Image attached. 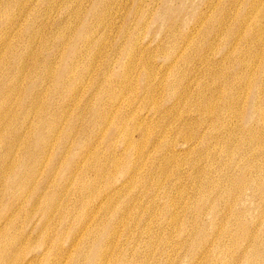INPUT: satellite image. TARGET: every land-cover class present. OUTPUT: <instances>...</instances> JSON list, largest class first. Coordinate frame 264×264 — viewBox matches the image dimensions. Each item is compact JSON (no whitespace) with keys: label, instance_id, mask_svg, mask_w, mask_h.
<instances>
[{"label":"rangeland","instance_id":"rangeland-1","mask_svg":"<svg viewBox=\"0 0 264 264\" xmlns=\"http://www.w3.org/2000/svg\"><path fill=\"white\" fill-rule=\"evenodd\" d=\"M4 1L15 3L12 13H20L21 23H24L27 15L30 18L34 17L35 20L41 19V22H45L46 32L50 35L52 31L56 32L59 24H63L69 18V15L61 9L62 2H73L76 8L77 4L79 8L83 7L80 11L81 16L72 18L76 25L72 30L74 35L71 36L66 48L55 43L51 51L43 53L44 58L49 61L58 60L56 76L47 91L48 97L44 106L46 111L55 115H61L64 110H72V115L68 119L72 120L76 129L78 128V138L83 139L86 144L81 147L78 143L70 142L64 155L60 156L55 152L44 168L43 175L38 176V184L31 185L24 193V199L29 200L27 206L31 212L20 214L17 231H28L32 221L43 225L37 231H32L28 243H21L17 253L20 254L21 261L31 256L40 257L43 249L48 245L51 249L47 259L42 262L37 261L35 264H50V261L56 260H59L60 264H264V168H257L264 165V132L261 133L262 142H250L246 151L233 147L236 150L233 154L222 152L220 156L214 157L215 152L211 151L207 156L206 154L201 156L203 150L209 149L217 139L210 137L208 130L202 128L200 117L193 111L177 115L181 113V109L189 110L188 106L177 105L170 115L171 118L159 121V114L150 111L149 103L145 102L150 99L149 93L144 92V71L148 68L155 75L151 83L152 88L157 87L155 98L161 101L163 109L174 108L173 100L168 99L165 90L159 85L162 75L168 73V66L171 64V59L168 57L172 48L180 51L184 46L190 45V62H185L183 59L180 67L173 69V73L178 71V74L184 77L182 86L183 88L188 86L190 91H194L192 94L198 92L197 80L207 79V76L200 74L199 70L202 68L200 64L202 54H209L213 65L221 63L220 68L224 74L225 72L230 75L236 74L240 69L232 59L224 58L234 49V46L231 48L228 46L229 42L224 45L228 38L226 29L224 33H220L217 31V26L214 28L210 24L214 20L219 22L222 20V15L219 13L221 10L226 15L229 31L237 21L241 22L247 18L251 22L261 21L264 24V0H215L214 5L208 4L209 0H117L118 2L113 4L109 11L110 15L100 23L97 34L104 38L105 46L97 52L99 55L96 57L97 60L94 58L93 65L87 61L86 71L84 67L80 69L83 78L75 80L71 85L67 82L70 71L66 72L62 79H59V76L62 75L67 64L71 68L70 62L73 63L72 61L82 53L83 42L79 36L82 27L85 23L96 22V17L91 11L97 4L101 10H104L111 0H54L55 7L52 9H49V6L53 0ZM253 1L257 2L256 6L251 4ZM47 11H50V17L45 21L43 14ZM3 12L4 7L0 4V20ZM255 16L258 17L254 19ZM22 36L24 40L27 38L25 33ZM248 37L249 35H245L244 39L238 42V46H250L247 44ZM135 40L137 46L131 53L130 47ZM198 46L202 47L199 54ZM19 49L23 50L22 47ZM58 49L63 51L60 52L62 55H58ZM3 54L4 52L0 54V58ZM129 54L134 57L138 69L132 75L135 88L120 91L119 77L122 67L129 61ZM263 65L264 58L257 62L255 68L256 82L259 83L262 79ZM100 79H103L101 86ZM110 83H112L110 86H116L119 94L122 93L124 96L121 95L120 99L113 100L112 110L126 109L125 100L132 99L133 93L137 90L138 93L135 95L137 102L133 99L132 108L142 110L143 119L147 120L148 128L149 130L151 128L152 132L159 125L165 126L163 128L170 135L179 160L171 167L173 170L169 174L161 177L163 188L155 189L152 182L160 178L155 171L159 169V161L163 158L166 146L161 145L155 149L160 142H154V136L145 131L146 127L143 130H135L134 140L140 144L139 148L143 149L145 155L149 156V165L143 175V187L137 188L131 196L122 193L117 197V203L123 200H127L128 203L131 200L132 205H135V209L123 217V221L127 224H124L126 227L121 228L126 231L129 240L112 247L107 239L105 222L100 221L98 227L88 232L89 242L86 240V242L70 243L73 234L64 224L61 215L70 214L73 221H77L79 213L88 211L85 203L90 197V190L78 195L76 191L65 186L67 182L64 179L69 177V172L66 171L69 153L85 155L86 158L90 151L107 155L114 149L115 143L121 141L111 128L105 134L101 131L102 134L98 135L100 140L97 142L96 138H93L98 110L103 104L105 105L107 98L99 95L98 92L106 90ZM221 83L224 84V81H217L220 90L224 87ZM76 86L83 88L78 99L80 103L73 111V107L69 106L71 103L69 100ZM36 89H38L37 83L25 91V99L21 93L19 99L27 100L30 91L34 92ZM243 94L245 98L241 107H245L243 111L247 110V114L245 112L240 121L233 118L234 123L244 130L253 127L264 129V120L259 122L258 115L253 119L250 115L249 106L253 102V91L251 92L250 89ZM142 97L144 102L140 105ZM20 108V106L15 107V110ZM37 115L35 122H38L39 113ZM187 115L192 118L188 123H184L183 118ZM40 119L41 123L47 122L48 117L43 114ZM128 119L130 118L127 117L126 120ZM129 124L132 126L133 122ZM176 127L184 128L185 134L182 133L183 130L178 133ZM185 135L192 139L198 137L201 140L200 145L196 148L187 147L185 143L189 139L185 138ZM218 143L222 150L227 145L222 139H219ZM87 148L90 150L87 151ZM121 149V145L118 144L116 152H120ZM128 164L127 162L125 166ZM247 164L249 168L246 167ZM76 166L73 165V171H76ZM178 168L182 171L178 172ZM153 169L154 171H151ZM119 176L117 184L120 185ZM192 176L196 177V182L192 181ZM82 178L86 183L87 179L89 183L96 181L97 190L102 188L103 191L110 184L107 175L98 178L93 172H88ZM78 182V184L82 182L81 174ZM138 190L141 193H138ZM36 192L43 193L44 199L49 201L44 213L39 207V202L36 201L34 195ZM53 200H55L54 205H51ZM170 204H174L175 207L172 209ZM53 206H57V210L54 218L48 222L43 218V214ZM30 214L31 216L27 218ZM60 237H62L61 241H59ZM96 250L99 251V255L93 256ZM102 253L105 254L104 259Z\"/></svg>","mask_w":264,"mask_h":264},{"label":"bare ground","instance_id":"bare-ground-1","mask_svg":"<svg viewBox=\"0 0 264 264\" xmlns=\"http://www.w3.org/2000/svg\"><path fill=\"white\" fill-rule=\"evenodd\" d=\"M214 1L209 0L208 4L214 5ZM53 2L49 6V9L55 7V1L53 0ZM116 2L118 1L111 0L104 10H101L98 4L92 9L91 13L96 17V22L93 24L85 23L79 34L83 42L82 53H80V56H77L78 58L75 61H72L73 63L70 62L71 68L67 64L63 69L62 75L59 76V79H62L70 71L67 78L68 85H71L77 79L83 78L80 69L84 67L86 71L87 67H85V64L87 61L93 65L94 58L99 55L97 52H100L103 46H105L104 38L97 34L101 26L100 23L107 19L110 15V9ZM0 4L1 7H4V14H2V19L0 20V54L4 52L0 58V264H35L37 261L42 262L47 259L51 246H45L40 257L31 256L28 259L23 258L21 261L20 254H17L21 243H28L32 231H37L43 225V223L38 225L37 221H29L31 223L28 231H17L20 214L22 213L23 215L26 212H31L27 206L29 200L24 199V193L28 191L31 185L38 184V176L45 172L44 168L47 167L49 159L55 152H58L60 156L64 155L70 142L78 143L81 147H84L86 144V142L82 141L83 139L78 138V128L76 129L72 120L68 119L72 115V110H64L63 113H60L61 115L50 114V112L46 111L44 103L48 97L47 91L51 88V83L56 76L58 60L49 61L44 58L43 53L51 51L55 43H59L64 49L66 48L65 46H67L71 36L74 35L72 30L76 23L72 18L80 17V11L83 7L79 8L77 4L76 8L73 2H62L61 9L62 11L64 10L63 12L66 15H69V18L63 24H59L56 32L53 33L52 31V35H50V33L46 32L45 22H41V19L35 20L34 17L30 18L27 15L24 23H21L20 13H12L13 8L16 6L12 1L5 2L4 0H0ZM251 4L256 6L257 2L253 1ZM222 11H219L220 15H222V20L220 22L214 20L210 25L211 27L217 26V31L220 33H224V29H226L228 38H226L224 45H227L229 42L228 46L230 48L234 46V49L231 53H227L224 58L232 59L233 63L237 65L240 70L236 74L230 75L226 72L224 74L220 68L221 63L213 65L210 55L202 54L200 56L202 68L199 70L200 74L207 76V79L205 81L197 80L198 92L192 94L194 91H190L188 86L184 88L182 86L184 77L178 74V71L173 73V69L177 66L180 67L183 59L185 62H190V45L184 46L180 51L172 48L171 54L168 57V59H171L168 73L162 75L159 85L161 89L165 90V95L168 96V99L173 100L174 108L163 109L161 101L155 98L154 95L157 87L152 88L151 86L153 79H155L154 72L149 71L148 68L144 71V92L146 94L149 93L150 97L145 102L149 103L151 107L150 111L159 114V121H164L168 117L171 118L170 115L177 108V105L179 107L183 105L188 106L189 110L187 111L179 108L181 109V113H177V115L193 111L194 114L196 113L200 117L201 126H203V129L206 128L208 130L207 132L211 134L210 137L216 138L217 142H219V139H222V142L227 144L222 150L220 143L217 144L215 141L216 143L209 149L203 150L204 153H201V156L205 154L207 156L211 151L215 152L214 157L220 156L222 152L233 154L236 152L233 147L246 151L250 142H262L261 133L264 132V129H260V127L244 130L233 121V118L240 121V118L243 117L242 115L247 111H243L245 107L242 108L241 105L245 98L244 91L250 89L251 92L253 91V102L249 106L251 118L253 119L258 115L259 122L264 120V65L261 69L262 79L260 83L256 82L257 72L255 70L257 62L259 63L264 58V24L261 21L251 22L247 18V20L244 19L241 22L237 21L233 27L231 26L232 30L229 31L227 29L226 15ZM49 12L47 11V13L43 14L45 21L50 17ZM256 17L258 16H255L254 19ZM23 33L27 36L25 40L22 36ZM245 35H249L247 44L250 46H238V42L244 39ZM136 46L137 41L135 40L130 47L131 53ZM20 47L23 50H20ZM200 50H202V47L198 46V54ZM60 52L63 53L61 49H58V55L61 54ZM128 57L129 61L122 67L119 77L118 87L120 89L118 90L120 91H125L127 88H135L132 75L138 69H136L134 57L131 54ZM219 80L224 81V84L221 83L224 85L222 90L217 85V81ZM105 81H107V78H105ZM99 82L101 86L103 79H100ZM35 83H37L38 89L34 92L31 90L27 100H20V93L25 99V91L28 88L31 89ZM111 84H109L106 90H99L98 92L99 95L107 98L105 99V105L103 104L98 110L95 127L93 128L95 132L93 138H96L97 142L100 140V134L102 132L105 134L111 128L115 132V136L120 138L121 141L116 142L114 149L108 152L107 155L90 151L89 156L86 158L85 155H73V153H69L66 170L69 172V177L64 179L67 182L65 186L76 191L78 195H82L86 190L87 192L90 190V197L85 203L88 211L85 210L79 213L80 216L76 219L77 221H73L70 214L62 213L61 215V219L65 221L64 224L70 229V233L73 234L70 237V243L86 242V240L89 242L88 232L92 228L98 227L100 221L105 222L104 226L108 234L107 239L112 247L113 245L117 247L119 243H126L129 240L126 231L121 228L126 227L124 224H127L123 221V217L126 213L135 209V205H132L131 200L128 203H126L127 200L117 203V197L122 193L131 196L137 188L143 187V175L149 165V156L145 155L143 149L139 148L140 144L134 140L135 130H143L146 127L145 131L154 136V142H160L155 149L161 145L166 146L163 158L159 161V169L155 171L160 178L152 182L155 189L161 190L163 188L161 177L169 174L173 170L171 167L177 164L179 160L172 145L173 141L163 128L165 126L159 125L152 132V129L150 128L149 130L148 128L147 120L143 119L142 110L140 108H132L133 99H137L135 98V95L138 93L137 90L133 93L132 99L128 98V100H125L126 109L112 110L114 106L113 100L120 99L123 94H119V91L115 88L116 86H110ZM81 88L83 86H76L69 100L71 102L69 106L73 107V111L77 109L78 103H80L78 99ZM142 90L141 93L143 95ZM143 102L142 97L140 105ZM19 106L21 108L15 110V107ZM37 113H39V118L38 122H35L38 117ZM43 114L48 117V120L41 123L40 117ZM127 117L130 119L126 120ZM190 118L192 117L188 115L183 118L184 123H188ZM131 121L133 122L132 126L129 124ZM183 129L176 127L178 133ZM182 133L185 134V131L183 130ZM242 135H245V137H242ZM184 137L189 139L185 143L187 147L196 148L200 145L201 140L198 137L196 139L193 138L194 140L186 135ZM118 144L122 148L120 152H116ZM88 150L90 148H87ZM127 162L129 164L125 166ZM73 165H77L76 171H73ZM246 167L249 168V165L247 164ZM257 168L263 169L264 165ZM151 171H154V169ZM177 171L181 172L182 170L178 168ZM88 172H93L98 178L107 175L108 183L110 184L103 191L102 188L101 190H97L96 181L89 183L87 179L86 183L82 178ZM80 174L82 182L78 184ZM118 176L121 178L120 185L117 184ZM192 181L196 182L195 176H192ZM68 188L66 189L68 190ZM165 191L168 193L167 190ZM137 192L141 193L139 190ZM34 195H36V201L39 202V207L43 209L44 213L49 201L44 199V194L41 192H36ZM55 200L51 202V205H54ZM170 207L173 209L175 205L170 204ZM31 208L33 209V205ZM56 210L57 206H53L47 213L43 214V218L48 222L51 221L54 218ZM30 216L31 214L27 215V218ZM61 240L62 237L59 238V241ZM97 250L93 253V256L99 255V251ZM109 251L111 252L112 250ZM103 255L105 254L102 253L101 255L104 259ZM50 264H60V261H50Z\"/></svg>","mask_w":264,"mask_h":264}]
</instances>
